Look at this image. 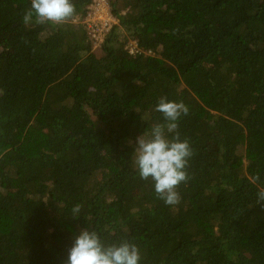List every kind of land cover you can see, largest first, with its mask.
<instances>
[{"label":"trees","instance_id":"obj_1","mask_svg":"<svg viewBox=\"0 0 264 264\" xmlns=\"http://www.w3.org/2000/svg\"><path fill=\"white\" fill-rule=\"evenodd\" d=\"M72 2L64 25L25 26L31 0H0V264H66L84 229L140 264H264V0H111L98 49L91 0ZM161 97L189 108L177 206L132 161Z\"/></svg>","mask_w":264,"mask_h":264},{"label":"clouds","instance_id":"obj_2","mask_svg":"<svg viewBox=\"0 0 264 264\" xmlns=\"http://www.w3.org/2000/svg\"><path fill=\"white\" fill-rule=\"evenodd\" d=\"M75 15L76 6L72 0H31L30 8L22 15V22L25 26H61L74 19ZM155 111L162 114L164 122L151 125L136 138L133 167L139 179L153 183L157 199L166 206H177L181 202L178 189L189 180L187 169L194 155L190 141L181 139L178 131L179 121L189 114V108L183 102L161 97ZM142 119L147 120V117L143 115ZM260 180L257 173L252 182L258 184ZM255 195L257 203L264 204V186L258 187ZM81 212L79 203L71 209L72 216L76 218ZM140 261L141 252L135 243L125 241L105 246L96 231L84 229L74 238L66 264H140Z\"/></svg>","mask_w":264,"mask_h":264},{"label":"built area","instance_id":"obj_3","mask_svg":"<svg viewBox=\"0 0 264 264\" xmlns=\"http://www.w3.org/2000/svg\"><path fill=\"white\" fill-rule=\"evenodd\" d=\"M87 11L83 25L94 49H98L119 20L112 13L111 0H91ZM129 47L132 54L144 53L136 41H131ZM146 54L154 56L152 51Z\"/></svg>","mask_w":264,"mask_h":264},{"label":"rangeland","instance_id":"obj_4","mask_svg":"<svg viewBox=\"0 0 264 264\" xmlns=\"http://www.w3.org/2000/svg\"><path fill=\"white\" fill-rule=\"evenodd\" d=\"M75 24H78V22L74 21Z\"/></svg>","mask_w":264,"mask_h":264}]
</instances>
